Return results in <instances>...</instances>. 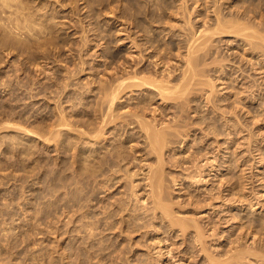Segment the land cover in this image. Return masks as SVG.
Returning <instances> with one entry per match:
<instances>
[{
  "label": "rangeland",
  "instance_id": "rangeland-1",
  "mask_svg": "<svg viewBox=\"0 0 264 264\" xmlns=\"http://www.w3.org/2000/svg\"><path fill=\"white\" fill-rule=\"evenodd\" d=\"M9 1L8 6L0 2V264H224L227 257L249 246L252 251H260V257H232L225 264H264V0ZM233 15L238 18L237 25L241 22L239 29L249 26L250 31H239L237 25L233 30ZM215 16L227 19L226 24L232 20V28L227 26L230 34L226 28L225 33L215 31L212 39L205 35L196 40L200 30L214 28ZM252 28L258 29L253 33L257 37L251 33ZM250 33L254 38H249ZM208 38L211 40L206 49H211L210 54L199 61V76L187 87L183 99H159L157 89L142 84L139 87L136 79L134 84L133 80L126 81L124 86L131 88L119 90L121 94L118 92L111 109L105 102V88H115L118 79L132 76L141 68L145 72L139 77L155 71L158 79L168 78L166 86L180 85L188 70L187 48ZM169 71L175 72L171 78L166 75ZM154 106L159 107L155 113ZM104 114L109 118L103 119ZM143 120L150 125L158 123L161 131L166 125L170 126L166 131H176V137L164 142L161 154L155 149L151 152L152 145L143 135ZM95 130L97 136L90 138ZM111 150L113 154L118 150L124 157L118 154L119 159ZM106 152L118 158L111 157L116 163L103 164ZM158 164L164 168L159 169ZM92 166L97 168L93 170ZM155 171L159 173L152 179L156 186L152 187L150 176ZM154 193L163 197L164 204H170L172 215L167 212L171 218L156 209ZM174 217L187 222L193 218L192 222L200 224L208 256L195 240V228L190 226L183 237ZM249 218L257 219L255 225ZM252 232L260 241L257 246ZM209 254L217 258L216 263L207 260Z\"/></svg>",
  "mask_w": 264,
  "mask_h": 264
},
{
  "label": "bare ground",
  "instance_id": "bare-ground-1",
  "mask_svg": "<svg viewBox=\"0 0 264 264\" xmlns=\"http://www.w3.org/2000/svg\"><path fill=\"white\" fill-rule=\"evenodd\" d=\"M182 1H185V0H182ZM182 1H181V2H182ZM187 1H189V0H187ZM199 1H200V0H199ZM217 1H218V0H217ZM0 2H2V3L4 2V4H6V3H7V4H8V3H11L9 0H0ZM16 2H17V1H16ZM192 2H194V1H192ZM192 2H191V3H192ZM208 2H209V1H208ZM210 2H211V0H210ZM18 3H19V2H18ZM21 3H22V2H21ZM185 3H187V2H185ZM4 4H2V5H4ZM7 4H6V5H7ZM152 4H153V3H152ZM187 4H188V3H187ZM195 4H196V3H195ZM219 4H220V3H219ZM222 4H223V3H222ZM248 4H249V3H248ZM253 4H254V3H253ZM2 5H1V6H2ZM169 5H170V4H169ZM190 5H191V4H190ZM204 5H205V4H204ZM212 5H213V4H212ZM245 5H246V4H245ZM7 6H8V5H7ZM17 6H19V5H17ZM20 6H21V5H20ZM20 6H19V8H21ZM206 6H207V5H206ZM206 6H205V7H206ZM9 7H10V4H9ZM11 7H12V6H11ZM113 7H114V5H113ZM187 7H188V6H187ZM187 7H186V9H189V8H187ZM194 7H195V6H194ZM203 7H204V6H203ZM238 7H239V5H238ZM256 7H257V6H256ZM17 8H18V7H17ZM19 8H18V9H19ZM23 8H24V7H23ZM111 8H112V7H111ZM140 8H141V7H140ZM195 8H198V7H195ZM195 8H194V10H196ZM216 8H217V6H216ZM223 8H224V7H223ZM226 8H227V7H226ZM243 8H244V7H243ZM263 8H264V7H263ZM103 9H104V8H103ZM178 9H179V8H178ZM180 9H181V7H180ZM201 9H202V8H201ZM260 9H261V8H260ZM110 10H111V9H110ZM147 10H148V9H147ZM182 10H183V9H182ZM184 10H185V9H184ZM184 10L182 11V13L184 12ZM242 10H243V9H242ZM251 10H252V9H251ZM253 10H254V9H253ZM256 10H257V9H256ZM256 10H255V11H256ZM0 11H3V10L1 9ZM6 11H8V10H6ZM20 11H21V10H20ZM106 11H107V10H106ZM106 11H105V12H106ZM112 11H113V9H112ZM115 11H116V10H115ZM115 11H114V12H115ZM118 11H119V10H118ZM187 11H188V10H187ZM187 11H186V12H187ZM245 11H246V10H245ZM248 11H249V10H248ZM248 11H246V12H248ZM114 12L112 13L113 15H114ZM186 12H185V14H186ZM189 12H191V11H189ZM189 12H188V15H189ZM193 12H194V11H193ZM193 12H192V13H193ZM222 12H223V11H222ZM232 12H233V11H232ZM241 12H242V11H241ZM1 13H2V12H1ZM11 13H12V12H11ZM11 13H10V14H11ZM18 13H19V11H18ZM21 13H22V12H21ZM109 13H110V12H109ZM180 13H181V12H180ZM192 13H191V14H192ZM214 13H215V11H214ZM220 13H221V11H220ZM7 14H8V12H7ZM12 14H13V13H12ZM107 14H108V13H107ZM185 14L183 15V17H185ZM210 14H211V13H210ZM212 14H213V13H212ZM222 14H223V13H222ZM246 14H247V13H246ZM246 14H245V15H246ZM248 14H249V13H248ZM250 14H251V13H250ZM260 14H261V13H260ZM263 14H264V13H263ZM193 15H194V13H193ZM193 15H192V16H193ZM2 16H3V15H2ZM4 16H5V15H4ZM32 16H33V15H32ZM171 16H172V15H171ZM190 16H191V15H190ZM216 16H217V14H216ZM216 16H215V17H216ZM235 16H236V15H235ZM238 16H239V15H238ZM250 16H251V15H250ZM256 16H257V15H256ZM261 16H262V15H261ZM261 16H260V17H261ZM9 17H10V16H9ZM11 17H12V16H11ZM20 17H21V16H20ZM26 17H27V16H26ZM122 17H123V16H122ZM179 17H180V16H179ZM224 17H225V16H224ZM233 17H234V15H233ZM251 17H252V16H251ZM251 17H250V20H251ZM5 18H6V17H5ZM123 18H124V17H123ZM199 18H200V17H199ZM231 18H232V17H231ZM247 18H248V17H247ZM262 18H263V17H262ZM3 19H4V18H3ZM8 19H9V18H8ZM22 19H24V18H22ZM124 19H125V18H124ZM156 19H157V18H156ZM168 19H169V18H168ZM187 19H188V18H187ZM187 19H186V17H185V21H186ZM237 19H238V18H237ZM237 19H235V17H234V20H233L234 22H232V20H231V21L229 20V24H230V26H231L232 24H234V23L237 21ZM241 19H242V18H241ZM248 19H249V18H248ZM14 20H15V18H14ZM190 20H191V19H190ZM223 20H225V19L220 18V17H216V23H214V25H215V24H216V25L214 26V28L212 27L213 25L211 26L213 29H211V27H210V29H209V27L206 28V29H202V30L199 31V34H200V35L198 36L197 39H196L195 37H192V38H194V41H195V39H196V40H198L199 38L201 39V37L203 38V36H205V35H206V36L210 35V37H211L214 33H215V35H216V32H217V31H219V32H224V33H225L226 28H227V26H228L229 24H226V23H228V20H227V19H226L225 21H223ZM235 20H236V21H235ZM250 20H248V21H250ZM9 21H10V19H9ZM124 21H125V20H124ZM168 21H169V20H168ZM197 21H198V20H197ZM226 21H227V22H226ZM244 21H245V20H244ZM246 21H247V20H246ZM254 21H255V20H254ZM261 21H262V20H260V23H261ZM14 22H15V21H14ZM14 22H12V23H14ZM149 22H150V21H149ZM154 22H155V21H154ZM158 22H159V21H158ZM186 22H187V21H186ZM206 22H207V21H206ZM230 22H232V24H231ZM238 22H239V21H238ZM257 22H258V21H257ZM127 23H128V22H127ZM166 23H168V22H166ZM170 23H171V22H170ZM183 23H185V22H183ZM187 23H188V22H187ZM189 23H191V21H190ZM239 23H241V22H239ZM239 23H238V25H237V22H236V23L233 25V28H232V26H231V28H232L233 30H235V29L238 30L239 27H240V26H239V25H240ZM23 24H25V23H23ZM111 24H112V23H111ZM210 24H211V23H210ZM6 25H7V24H6ZM166 25H168V24H166ZM170 25H171V24H170ZM189 25H190V24H189ZM192 25H193V24H192ZM206 25H207V24H206ZM208 25H209V24H208ZM235 25H237V28H235ZM260 25H261V24H260ZM13 26H14V25H13ZM178 26H179V24H178ZM184 26H185V25H184ZM190 26H191V25H190ZM230 26H229V27H230ZM262 26H263V23H262ZM43 27H44V26H43ZM167 27H168V26H167ZM171 27H172V25H171ZM179 27H181V26H179ZM186 27H187V25H186ZM202 27H203V26H202ZM202 27H201V28H202ZM204 27H205V25H204ZM229 27L227 28V33L232 31V30H231V31L229 30ZM245 27H246V28H244V27H243V28H240L239 31H243V29H244V31H245V29L248 31V28H249V31H250L251 28H250L249 26H245ZM164 28H165V27H164ZM175 28H176V27H175ZM175 28H174V29H175ZM192 28H193V26H192ZM231 28H230V29H231ZM234 28H235V29H234ZM260 28H261V27H260ZM33 29H34V28H33ZM181 29L183 30V28H181ZM188 29H189V28H188ZM190 29H191V28H190ZM193 29H194V28H193ZM193 29H192V30H193ZM196 29H197V28H196ZM196 29H195V30H196ZM199 29H200V28H199ZM241 29H242V30H241ZM35 30H36V29H35ZM41 30H42V32H43V29H41ZM170 30H171V29H170ZM184 30H185V29H184ZM220 30H221V31H220ZM228 30H229V31H228ZM237 30H236V31H237ZM253 30H254V32H253ZM257 30H258V29H257ZM257 30L255 31V29L252 28L251 33H252V34H253V33H257V32H258ZM261 30H262V29H261ZM14 31H15V30H14ZM125 31H126V30H125ZM154 31H155V30H154ZM215 31H216V32H215ZM239 31H237V32H235V33H238ZM244 31H243V32H244ZM247 31H246V33L248 34ZM36 32H37V30H36ZM39 32H40V31H39ZM131 32H132V31H131ZM183 32H184V31H183ZM187 32H189V31H187ZM190 32H191V31H190ZM233 32H234V31H233ZM243 32H242V33H243ZM263 32H264V31H263ZM150 33H151V32H149V34H150ZM161 33H162V32H161ZM172 33H173V32H172ZM197 33H198V30H196V31L194 32L195 36H196ZM235 33H234V34H235ZM239 33H241V32H239ZM251 33H250V37H249V38H254V36L251 37V35H252ZM109 34H110V33H109ZM127 34H128V33H127ZM189 34H190V33H189ZM189 34H188V35H189ZM217 34H218V32H217ZM228 34H230V33H228ZM258 34H260V32H259ZM258 34H257V35H258ZM145 35H146V34H145ZM150 35H151V34H150ZM150 35H149V37H151ZM222 35H223V34H222ZM224 35H225V34H224ZM237 35H238V34H237ZM253 35H255V37H257L256 34H253ZM40 36H41V35H40ZM117 36H118V35H117ZM129 36H130V35H129ZM191 36H192V35H191ZM206 36H205V37H206ZM245 36H246V35H245ZM132 37H133V36H132ZM153 37H154V36H153ZM213 37H214V36H213ZM213 37H211V39H212ZM263 37H264V36H263ZM37 38H38V37H37ZM40 38H41V37H40ZM134 38H135V37H134ZM146 38H148V37H146ZM188 38H189V37H188ZM188 38H187V39H188ZM127 39H128V38H127ZM154 39H155V38H154ZM205 39H206V38H205ZM211 39L208 38L207 40H204L203 42L198 43V45H196V46H194V43H193L192 45L190 44L188 48L186 47V48L188 49V52H187L188 54L186 53V54H187V61H186V62H187L188 70H185V72H184V75H183V76H184V80L181 79L183 82L179 80V81L181 82L180 85H174V86H173V85L171 84V86H169V85L166 86L164 83L167 82V81H169L168 78H166L167 81H165V80H166L165 77H164L163 79H161V80H160V78L158 79L159 75H158L157 73H155V71H154V72H151V74H150L149 76H143V75H142L143 77H139L140 72H143L145 69H144V68H141V69H138V68H137L138 70L135 71V74H133L132 76H127V77H126V76H125V77L122 76V77H123L122 80L118 79L119 81H118L117 86H115V88L113 87V89H112V88L110 87V88H111V89H110V88L107 87L109 90H108L107 88H105V91H106V92L104 91V94H105V97H104V98H105V102H106V100L109 102V104H110V109H111V107H112V105H113V103H114V100H115L116 98H118V96L121 94V92H120V91L122 90L121 88L123 87V88L127 89V87H128V88L130 87L129 85H128L127 87L124 86V85H127L126 81H128V80H130V81L133 80V81L131 82V84H134V83H135L134 80H136V79H137V82H138V84H137V82H136V84L139 85V87H140V85L142 84V86H143V85H146V86L149 85V87L151 86V87H153L154 89H157V93L159 94V95H158L159 99H163V98H167V99L169 98V99H170V98H171L172 100H173V99H176V100H177V99L179 98L178 100H181L180 98H182V96L184 95L185 91L188 89L187 87H188V86H191L192 80H194V77L198 75V70H197L198 68H196V67H197V65L199 64V61H200L201 59H203L204 56L206 57V55L210 54L209 52H210L211 49H210V48L206 49V45L208 44V40H211ZM256 39H257V38H256ZM260 39L262 40L261 37H260ZM260 39H259V40H260ZM129 40H130V39H129ZM150 40H151V38H150ZM152 40H153V38H152ZM261 40H260V41H261ZM4 41H5V40H4ZM250 41H251V40H250ZM250 41H249V42H250ZM37 42H38V41H37ZM187 42L190 43L189 41H187ZM192 42H193V41H192ZM257 42H258V41H256L255 43H257ZM5 43H7V42L5 41ZM5 43H4V44H5ZM124 43H125V42H124ZM159 43H160V42H159ZM206 43H207V44H206ZM259 43H261V42H259ZM7 44H8V43H7ZM39 44H41V42H40ZM210 44H211V43H210ZM210 44H209V45H210ZM251 44H252V43H251ZM251 44H250V45H251ZM253 44H254V43H253ZM261 44H262V43H261ZM261 44H260V45H261ZM12 45H13V44H12ZM36 45H37V43H36ZM137 45H138V44H137ZM143 45H144V44H143ZM147 45H148V44H147ZM154 45H155V44H154ZM181 45H182V44H181ZM184 45H185V44H184ZM257 45H258V44H257ZM10 46H11V44H10ZM13 46H14V45H13ZM135 46H136V45H135ZM138 46H139V45H138ZM263 46H264V45H263ZM14 47H15V46H14ZM133 47H134V46H133ZM163 47H164V46H163ZM163 47H162V48H163ZM173 47H174V46H173ZM180 47H182V46H180ZM210 47H211V46H210ZM254 47H255V46H254ZM257 47H258V46H257ZM261 47H262V46H261ZM37 48H38V46H37ZM137 48H138V47H137ZM212 48H213V47H212ZM255 48H256V47H255ZM112 49H113V48H112ZM141 49H142V48H141ZM179 49H180V48H179ZM183 49H184V48H183ZM253 49H254V48H253ZM260 49H261V48H260ZM36 50H37V49H36ZM134 50H135V49H134ZM136 51H137V50H136ZM141 51H142V50H141ZM141 51H140V52H141ZM180 51H181V50H180ZM200 51H201V53H202L203 51H204V52H203L202 54H198V55H197V53H199ZM254 51H255V50H254ZM211 52H212V51H211ZM138 53H139V52H138ZM138 53H137V54H138ZM173 53H174V52H173ZM182 53H183V52H182ZM134 54H135V53H134ZM140 54H141V53H139V55H140ZM186 54H185V55H186ZM213 54H214V53H213ZM213 54H212V55H213ZM132 55H133V54H132ZM177 55H178V54H177ZM185 55H184V56H185ZM109 56H110V55H109ZM135 56H136V55H135ZM140 56H141V55H140ZM144 56H145V55H144ZM148 56H149V55H148ZM156 56H157V55H156ZM156 56H155V57H156ZM162 56H163V55H162ZM167 56H168V55H167ZM153 57H154V56H153ZM168 57H169V56H168ZM182 58H183V57H182ZM185 58H186V57H185ZM206 58H207V57H206ZM214 58H215V57H214ZM107 59H108V58H107ZM138 59H139V58H138ZM145 59H146V58H145ZM157 59H158V58H157ZM159 59H161V55H160ZM177 59H179V57H178ZM204 59H205V58H204ZM216 59H217V58H216ZM113 60H114V59H113ZM163 60H164V59H163ZM163 60H162V61H163ZM132 61H133V60H132ZM140 61H141V60H140ZM156 61H157V60H156ZM182 61H183V60H182ZM201 61H203V60H201ZM211 61H213V60L211 59ZM133 62H134V61H133ZM154 62H155V61H154ZM221 62H222V61H221ZM84 63H85V62H84ZM151 63H152V62H151ZM158 63H159V62H158ZM158 63H157V65H160V64H161V63H160V64H158ZM165 63H166V62H165ZM171 63H172V62H171ZM174 63H175V62H174ZM184 63H185V62H184ZM203 63H204V62H203ZM207 63H208V62H207ZM147 64H148V63H147ZM169 64H170V62H169ZM169 64H167V65L169 66ZM122 65H123V64H122ZM127 65H128V64H127ZM155 65H156V64H155ZM157 65H156L155 67H157ZM167 65H166V66H167ZM170 65H171V64H170ZM200 65H201V64H200ZM204 65H205V64H204ZM213 65H214V64H213ZM160 66L162 67V65H160ZM182 66H183V64H182ZM206 66H207V65H206ZM206 66H205V67H206ZM125 67H126V66H125ZM150 67H152V66H150ZM199 67H200V66H199ZM202 67H204V66H202ZM224 67H225V66H224ZM169 68H170V66H169ZM169 68H168V69H169ZM208 68H209V67H208ZM210 68H211V67H210ZM126 69H127V68H126ZM186 69H187V67H186ZM203 69L205 70V68H203ZM211 69H212V68H211ZM211 69H210V70H211ZM124 70H125V69H124ZM146 70H147V69H146ZM165 70H166V69H165ZM171 70H173V68H172ZM171 70H170V71H171ZM117 71H118V70H117ZM125 71H126V70H125ZM129 71H130V70H129ZM133 71H134V70H133ZM149 71H150V70H148V72H149ZM167 71H168V70H167ZM170 71H169V73L167 72L166 75H167V77H170V78H171V76H172L171 73H172L174 70H173L171 73H170ZM131 72H132V71H131ZM131 72H130V74H131ZM144 72H145V71H144ZM144 72H143V73H144ZM148 72H147V73H148ZM180 72H181V71H180ZM226 72H227V71H226ZM128 73H129V72H128ZM132 73H133V72H132ZM161 73H162V72H161ZM173 73H175V72H173ZM109 74H111V73H109ZM124 74H125V73H124ZM130 74H129V75H130ZM168 74H169V75H168ZM182 74H183V73H182ZM204 74H205V73H204ZM122 75H123V74H122ZM147 75H148V74H147ZM162 75H163V73H162ZM174 75H175V74H174ZM198 76H199V75H198ZM174 77H175V76H174ZM174 77H173V78H174ZM177 77H178V76H177ZM177 77H176V78H177ZM181 77H182V75H181ZM173 78H172V79H173ZM176 78H174V79H176ZM179 78H180V77H179ZM182 78H183V77H182ZM195 78H196V77H195ZM115 79H116V78H115ZM174 79H173V80H174ZM199 79H200V78H199ZM116 80H117V79H116ZM138 80H139V81H138ZM177 80H178V79H177ZM197 80H198V79H197ZM111 81H112V80H111ZM130 81H129V82H130ZM164 81H165V82H164ZM174 81H175V80H174ZM174 81H173V83H176V84H177V82H174ZM200 81H201V80H200ZM106 82H109V81H106ZM129 82H128V83H129ZM133 82H134V83H133ZM193 82H194V81H193ZM196 82H197V81H196ZM198 82H199V81H198ZM170 83H171V82H170ZM199 83H200V82H199ZM201 83H202V82H201ZM211 83H212V82H211ZM108 84H110V83H108ZM113 84H114V82H113ZM136 84H135V86H136ZM168 84H169V83H168ZM178 84H179V82H178ZM209 84H210V83H209ZM105 85H106V84H105ZM111 85H112V84H111ZM111 85H110V86H111ZM211 85H212V84H211ZM211 85H210V86H211ZM101 86H102V85H101ZM107 86H108V85H107ZM132 86H133V85H132ZM135 86H134V88H139L138 86H137V87H135ZM214 86H215V85H214ZM104 87H105V86H104ZM192 87H194V86H192ZM130 88H131V87H130ZM130 88H129V89H130ZM194 88H195V87H194ZM210 88H211V87H210ZM120 89H121V90H120ZM192 89H193V88H192ZM196 89H197V88H196ZM103 90H104V89H103ZM119 90H120V91H119ZM124 91H125V90H124ZM148 91H149V90H148ZM154 91H155V90H154ZM100 92H101V91H100ZM118 92H119V95H118ZM150 92H151V91H150ZM195 92H196V91H195ZM102 93H103V92H102ZM124 93H125V92H124ZM190 93H191V92H190ZM104 94H103V96H104ZM122 94H123V93H122ZM150 94H151V93H150ZM150 94H149V95H150ZM172 94H175V95H172ZM211 94H212V93H211ZM149 95H148V96H149ZM153 95H154V94H153ZM153 95H152V96H153ZM155 95H156V94H155ZM176 95H177V96H176ZM190 95H191V94H190ZM101 96H102V94H101ZM209 96H210V95H209ZM217 96H218V95H217ZM217 96H215V97H217ZM149 97H150V96H149ZM156 97H157V96H156ZM215 97H214V98H215ZM104 98H102V100H103ZM140 98H141V97H140ZM188 98H189V96H188ZM142 99H143V98H142ZM150 99H151V98H150ZM152 99H153V97H152ZM156 99H157V98H156ZM156 99H155V100H156ZM167 99H166V100H167ZM169 99H168V100H169ZM171 99H170V100H171ZM182 99H183V98H182ZM163 100H165V99H163ZM178 100H177V101H178ZM184 100L187 101L186 98H185ZM184 100H183V101H184ZM208 100H209V99H208ZM100 101H101V100H100ZM152 101H153V100H152ZM152 101H151V102H152ZM192 101H193V100H192ZM209 101H210V100H209ZM101 102H102V101H101ZM105 102L103 101V103H105ZM145 102L147 103V101H144V103H145ZM151 102H150V103H151ZM153 102H154V101H153ZM164 102H165V101H164ZM172 102H173V101H172ZM210 102H211V101H210ZM217 102H218V101H217ZM103 103H101V104L105 106V104H103ZM162 103H163V101H162ZM166 103H167V102H166ZM177 103L179 104V102H177ZM180 103H181V102H180ZM191 103H193V102H191ZM196 103H197V102H196ZM106 104H107V103H106ZM109 104H108V106H109ZM147 104H149V102H148ZM181 104L183 105V102H182ZM189 104H190V103H189ZM200 104H201V103H200ZM72 105H73V104H72ZM132 105H133V104H132ZM137 105H138V103H137ZM137 105H136V106H137ZM141 105H142V104H141ZM141 105H140V106H141ZM150 105H151V104H150ZM169 105H170V104H169ZM172 105H173V107L177 106V105H174V104H172ZM138 106H139V105H138ZM157 106H158V105H157ZM160 106H161V105H160ZM148 107H149V106H148ZM154 107H155V106H154ZM173 107H172V108H173ZM178 107H179V106H178ZM178 107H175L174 110L177 109ZM217 107H218V106H217ZM217 107H216V108H217ZM230 107H231V106H230ZM94 108H95V107H94ZM96 108H97V107H96ZM133 108H134V107H133ZM138 108H139V107H138ZM144 108H145V107H144ZM144 108H143V109H144ZM169 108H171V107H169ZM179 108H180V107H179ZM179 108H178V110H179ZM182 108H183V107H182ZM182 108H181V109H182ZM184 108H185V107H184ZM189 108H190V107H189ZM197 108H198V107H197ZM62 109H63V108H62ZM100 109H101V108H99V109L97 108V110H100ZM102 109H103V108H102ZM115 109H116V108H115ZM147 109H149V108H147ZM151 109H152V107H151ZM161 109H162V108H161ZM165 109H166V108H165ZM198 109H199V108H198ZM59 110H60V109H59ZM105 110H106V108H105ZM144 110H145V109H144ZM158 110H159V107H158V108L155 107V108H154V113L157 112ZM174 110H173V111H174ZM184 110H186V108H185ZM227 110H228V109H227ZM102 111H103V110H102ZM108 111H109V110H108ZM108 111H107V112H108ZM116 111H117V109H116ZM129 111H130V110H129ZM132 111H133V110H132ZM136 111H137V110H136ZM148 111H149V110H147V112H148ZM163 111H164V110H163ZM165 111H166V110H165ZM165 111H164V113L166 114ZM171 111H172V110H171ZM182 111H183V110H182ZM200 111H201V110H200ZM218 111H219V110H218ZM224 111H225V110H224ZM58 112H59V111H58ZM61 112H62V111H61ZM105 112H106V111H105ZM137 112H138V111H137ZM145 112H146V111H145ZM177 112H178V111H177ZM186 112H187V111H185V113H186ZM204 112H205V111H204ZM62 113H63V112H62ZM64 113H65V112H64ZM89 113H90V112H89ZM98 113H99V112H98ZM109 113H110V112H109ZM135 113H136V112H135ZM135 113H134V114H135ZM139 113H140V112H139ZM139 113H138V114H139ZM159 113H160V112H159ZM220 113H221V112H220ZM58 114H59V113H58ZM58 114H56V115H58ZM90 114H91V113H90ZM116 114H117V113H116ZM136 114H137V113H136ZM161 114H163V113H161ZM178 114H179V113H178ZM215 114H216V113H215ZM96 115H97V114H96ZM99 115H100V114H99ZM118 115H120V114H118ZM143 115H144V114H143ZM143 115H142V116H143ZM163 115H164V114H163ZM180 115H181V114H180ZM206 115H207V114H206ZM65 116H66V115H65ZM88 116H89V115H88ZM88 116H87V117H88ZM97 116H98V115H97ZM101 116H102V115H100V117H101ZM115 116H116V115H115ZM134 116H135V115H134ZM137 116H138V115H137ZM139 116H140V115H139ZM155 116H156V115H155ZM155 116H154V117H155ZM165 116H166V115H165ZM182 116H183V115H182ZM186 116H187V115H186ZM188 116H189V115H188ZM199 116H200V115H199ZM57 117H58V116H57ZM105 117H106V115L104 114V116H103L102 118L105 119ZM211 117H212V116H211ZM223 117H224V116H223ZM66 118H67V117H66ZM96 118H98V117H96ZM106 118H107V117H106ZM108 118H109V117H108ZM108 118H107V119H108ZM110 118H111V117H110ZM127 118H128V117H127ZM181 118H184V117H181ZM199 118H200V117H199ZM201 118H202V117H201ZM206 118H207V117H206ZM206 118H205V119H206ZM58 119H59V118H58ZM61 119H62V118H61ZM99 119H100V118H99ZM121 119H122V117H121ZM140 119L142 120L141 117H140ZM143 119L145 120L146 118L144 117ZM156 119L158 120L157 117H156ZM156 119H155V120H156ZM162 119H163V118H162ZM64 120H65V119H64ZM64 120H62V124H66V123L63 122ZM96 120H97V119H96ZM117 120H118V119H117ZM131 120H132V119H131ZM141 120H140V121H141ZM144 120H143V127H142L143 129H142V130L145 131V132H143V133H145V134H143V135L146 136V138L150 141L149 143H151L150 145H152L153 151H151V152H154V149H155V151H157V152L159 151L160 154H161V149H162V151H163V147L165 146V143H164V142H167L166 140H168V141L170 140V141H171V139H170L169 137H171V136H173V135L176 137V131H175V134H174L173 132H171V131H170V132H169V131H166L167 128H170L169 125H168V127H167V125H166V128H165V127L162 128V129H165V130L161 131V127H160V129H159V128H157L158 126H156L158 123L155 124V123H156V122H155V123H154L155 125H154V124H153L154 121H153V122H151L152 125H150L149 122H147V123L145 122V123H146V124H145V123H144ZM157 120H156V121H157ZM59 121H61V120H59ZM65 121H66V120H65ZM84 121H85V120H84ZM94 121H95V120H94ZM99 121H100V120H99ZM104 121H105V120H104ZM137 121H138V117H137ZM146 121H147V119H146ZM176 121H177V120H176ZM183 121H184V120H183ZM202 121H203V120H202ZM228 121H229V120H228ZM54 122H55V121H54ZM87 122H88V121H87ZM101 122H102V121H101ZM111 122H112V121H111ZM117 122H118V121H117ZM129 122H130V121H129ZM131 122H133V121H131ZM135 122H136V121H135ZM60 123H61V122H60ZM83 123H84V122H83ZM88 123H89L88 125L91 124V122H88ZM92 123H94V122L92 121ZM99 123H100V122H99ZM99 123H98V124H99ZM106 123H108V122H106ZM109 123H110V122H109ZM115 123H116V122H115ZM139 123H142V121L139 122ZM160 123H161V122H160ZM162 123H163V122H162ZM189 123H190V122H189ZM79 124H81V122H80ZM100 124H101V123H100ZM100 124H99V125H100ZM102 124H103V123H102ZM175 124H177V123H175ZM52 125H53V124H52ZM59 125H61V124H59ZM83 125H85V124H83ZM103 125H104V124H103ZM119 125H120V124H119ZM186 125H187V124H186ZM198 125H199V122H198ZM223 125H224V124H223ZM28 126H29V125H28ZM63 126H64V125H63ZM67 126H68V125H67ZM86 126H87V125H86ZM86 126H85V127H86ZM105 126H106V124H105ZM105 126H104V127H105ZM117 126H118V125H117ZM154 126H155V127H154ZM203 126H204V125H203ZM203 126H201V127H203ZM51 127H53V126H51ZM57 127H58V125H57ZM60 127H61V126H60ZM94 127H95V126H94ZM98 127H99V126H98ZM101 127H102V126H101ZM101 127H99V128H101ZM132 127H133V126H132ZM213 127H214V126H213ZM83 128H84V127H83ZM87 128H88V127H87ZM89 128H90V127H89ZM92 128H93V126H92ZM99 128H98V132L100 131ZM102 128H103V127H102ZM102 128H101V129H102ZM207 128H208V127H207ZM35 129H36V128H35ZM52 129H53V128H52ZM93 129H94V128H93ZM93 129H91V130H93ZM117 129H118V128H117ZM122 129H123V128H122ZM37 130H38V128H37ZM83 130H84V129H83ZM112 130H113V129H112ZM142 130H141V131H142ZM168 130H169V129H168ZM179 130H181V129H179ZM214 130H215V129H214ZM25 131H26V130H25ZM32 131H33V129H32ZM87 131H88V130H87ZM87 131H86V132H87ZM89 131H90V130H89ZM93 131H94V130H93ZM93 131H92V133H93ZM135 131H136V130H135ZM135 131H134V133H135ZM173 131H174V130H173ZM189 131H190V130H189ZM26 132H27V131H26ZM28 132H30V131H29V128H28ZM35 132H36V131H35ZM86 132L84 131V134H86ZM90 132H91V131H90ZM90 132H89V133H90ZM96 132H97V130H95L94 134H90V138H91L92 135H93V136L96 135V134H95ZM98 132H97V133H98ZM100 132H101V131H100ZM104 132H105V130H104ZM104 132H103V133H104ZM139 132H140V131H139ZM187 132H188V131H187ZM37 133H39V132H37ZM103 133H102V134H103ZM114 133H116V132H114ZM134 133H133V135H134ZM179 133H180V132H179ZM215 133H217V132H215ZM61 134H62V133H61ZM63 134H64V133H63ZM84 134H81V135H84ZM131 134H132V133H131ZM180 134H181V133H180ZM218 134H219V132H218ZM78 135H79V134H78ZM100 135H101V133H100ZM126 135H127V134H126ZM59 136H61V135H59ZM62 136H63V135H62ZM85 136H86V135H84V137H85ZM93 136H92V138H95L97 135H96L95 137H93ZM103 136H104V134H103ZM130 136H131V135H130ZM65 137H66V136H65ZM81 137H82V136H81ZM87 137H88V136H87ZM175 137H174V138H175ZM52 138H53V137H52ZM61 138H62V137H61ZM61 138H60V139H61ZM77 138H78V137H77ZM79 138H80V137H79ZM85 138H86V137H85ZM98 138H99V137H98ZM98 138H97V139H98ZM100 138H101V137H100ZM105 138H106V137H105ZM137 138H139V137H137ZM58 139H59V138H58ZM62 139H63V138H62ZM74 139H75V137H74ZM132 139H133V138H132ZM142 139H143V138H142ZM176 139H177V138H176ZM66 140H67V139H66ZM68 140H69V139H68ZM75 140H76V139H75ZM79 140H80V139H79ZM148 140H147V141H148ZM173 140H175V139H173ZM173 140H172V141H173ZM56 141H57V140H56ZM77 141H78V140H77ZM86 141H87V140H86ZM93 141H94V140H93ZM98 141H99V140H98ZM59 142H60V141H59ZM68 142H69V141H68ZM88 142H89V141H88ZM95 142H96V141H95ZM143 142H144V141H143ZM176 142H177V140H176ZM176 142H174V143H176ZM200 142H202V141H200ZM70 143H71V141H70ZM79 143H80V142H79ZM83 143H84V142H83ZM83 143H82V144H83ZM119 143H120V142H119ZM145 143H146V142H145ZM147 143H148V142H147ZM170 143H171V142H170ZM74 144H75V143H74ZM76 144H77V143H76ZM87 144H90V146H91L93 143H90V142H89V143H87ZM103 144H104V143H103ZM116 144H117V143H116ZM168 144H169V142H168ZM71 145H73V144H71ZM119 145H120V144H119ZM122 145H124V144H122ZM166 145H167V143H166ZM173 145H174V144H173ZM77 146H78V144H77ZM84 146H85V144H84ZM167 146H171V144H170V145H167ZM71 147H72V146H71ZM74 147H76V146L74 145ZM95 147H96V146H94V148H95ZM113 147H116V146H113ZM65 148H66V147H65ZM83 148H84V147H83ZM90 148H92V147H90ZM97 148H98V147H97ZM101 148H102V147H101ZM101 148H100V149H101ZM111 148H112V146H111ZM125 148H127V147H125ZM135 148H136V147H135ZM137 148H138V147H137ZM198 148H199V146H198ZM84 149H85V148H84ZM196 149H197V148H196ZM80 150H81V149H80ZM106 150H107V149H106ZM120 150L123 151L122 149H120ZM127 150H129V148H127ZM130 150H131V149H130ZM151 150H152V149H151ZM115 151H117L116 153L114 152L115 154H113V151H112V150H111V153H112L114 156L119 157L118 154L121 155V152L119 153L118 150H115ZM131 151H132V150H131ZM145 151H146V150H145ZM147 151H148V150H147ZM75 152H76V151H75ZM85 152H86V151H85ZM85 152H84V153H85ZM125 152H126V151H125ZM128 152H129V151H128ZM159 152H158V153H159ZM163 152H164V151H163ZM96 153H97V152H96ZM104 153H105V151H104ZM109 153H110V152H109ZM132 153H134V152L132 151ZM154 153H155V152H154ZM158 153H157V154H158ZM73 154H74V153H73ZM77 154H78V153H77ZM106 154L108 155L107 152H106ZM124 154H125V153H124ZM193 154H194V153H193ZM200 154H201V153H200ZM100 155H101V154H100ZM104 155H105V154H104ZM104 155H103V156H104ZM107 155H106V156H107ZM109 155H110V154H109ZM109 155H108V156H109ZM127 155H128V153H127ZM127 155L125 154V156H127ZM133 155H134V154H133ZM197 155H198V154H197ZM197 155H196V153H195V157H196V159H197ZM202 155H203V154H202ZM88 156H89V155H88ZM90 156H91V155H90ZM90 156H89V157H90ZM103 156H102L101 161H102V162L104 161V163H103L104 165L106 164V161H108L110 164L114 162V160L111 159V157L114 158V156H112V155L109 156L110 161L107 159L106 156H104V157H103ZM121 156H123V155H121ZM129 156H130V155H129ZM156 156H157V155H156ZM159 156H161V155H159ZM162 156H163V155H162ZM74 157H75V156H74ZM94 157H95V156H94ZM117 157H115V158H117ZM123 157H124V156H123ZM199 157L201 158V155H200ZM206 157H207V156H206ZM76 158H77V157H76ZM83 158H85V157H83ZM86 158H87V160H90V158H89V159H88V157H86ZM115 158H114V159H115ZM126 158L129 159V157H126ZM160 158H161V157H159V159H160ZM162 158H163V157H162ZM106 159H107V160H106ZM117 159H118V158H117ZM119 159H120V157H119ZM124 159H125V158H124ZM81 160H82V159H81ZM96 160H97V159H96ZM163 160H164V159H163ZM163 160H162V161H163ZM214 160H215V159H214ZM79 161H80V160H79ZM90 161H91V160H90ZM116 161H117V160H116ZM121 161H122V160H121ZM123 161H124V160H123ZM126 161H127V160H126ZM131 161H133V160H131ZM95 162H96V161H95ZM99 162H100V161H99ZM108 162H107V163H108ZM87 163H88V162H87ZM89 163H90V162H89ZM97 163H98V162H97ZM114 163H116V162H114ZM119 163H120V162H119ZM121 163L123 164V162H121ZM121 163H120V164H121ZM130 163L132 164V162H130ZM133 163H134V162H133ZM193 163H195V162H193ZM209 163H211V162H209ZM214 163H215V162H214ZM83 164H84V162H83ZM95 164H96V163H95ZM101 164H102V163H101ZM103 164H102V165H103ZM110 164H109V166H110ZM122 164H121V166H122ZM124 164H125V161H124ZM179 164H180V163H179ZM211 164H212V163H211ZM88 165H89V164H88ZM88 165L86 166V167H87L86 169L89 168ZM114 165H115V164H114ZM127 165H128V164H127ZM171 165H172V164H171ZM193 165H194V164H193ZM98 166L100 167L99 164H98ZM106 166H107V165H106ZM121 166H120V168H121ZM93 167H94V166H92V168H91V167H90V168L93 169V170L97 168V167H95V168H93ZM102 167H103V166H102ZM104 167H105V166H104ZM104 167H103V168L100 167V169H104ZM110 167H111V166H110ZM124 167H125V166H124ZM124 167H123V168H124ZM129 167H130V166H129ZM160 167H161V166H160ZM162 167H163V166H162ZM162 167H161V168H162ZM197 167H198V166H197ZM77 168H78V167H77ZM81 168H82V167H81ZM158 168H159V164H158ZM161 168H159V169H161ZM163 168H164V167H163ZM212 168L215 169L216 167H215L214 165H212ZM106 169H107V168H106ZM117 169H118V166H117L116 170H117ZM127 169H129V168H127ZM93 170H92V171H93ZM118 170H120V169H118ZM77 171H80V170H77ZM82 171H83V170H82ZM86 171H87V170H86ZM127 171H128V170H127ZM231 171H232V170H231ZM87 172H88V171H87ZM100 172H101V171H100ZM111 172L113 173V171H111ZM116 172H117V171H116ZM199 172H200V171H199ZM91 173H92V172H91ZM102 173H103V172H102ZM126 173H127V172H126ZM139 173H140V172H139ZM155 173H156V171H155ZM155 173H154V174H151V176H150V179H151V184H150V185H151L152 187H156L155 185L153 186V183H154V182L152 181V179L155 178V176L157 175V173H159V171H157L156 174H155ZM88 174H89V173H88ZM92 174H94V171H93ZM95 174H96V173H95ZM95 174H94V175H95ZM99 174H100V173H99ZM119 174H121V172H120ZM128 174H129V173H128ZM160 174H161V173H160ZM200 174H201V173H200ZM86 175H87V174H86ZM130 175H131V174H130ZM87 176H88V175H87ZM97 176H98V175H97ZM117 176H118V175H117ZM127 176H128V175H127ZM132 176H133V174H132ZM134 176H135V175H134ZM136 176H137V175H136ZM202 176H203V175H202ZM95 177H96V176H95ZM156 177H157V176H156ZM196 177H197V176H196ZM100 178H101V177H100ZM108 178H109V177H108ZM108 178H107V179H108ZM194 178H195V177H194ZM226 178H227V177H226ZM107 179H106V180H107ZM111 179H112V178H111ZM113 179H114V178H113ZM118 179H120V178H118ZM118 179H117V180H118ZM90 180H91V179H90ZM117 180H116V181H117ZM155 180H156V179H155ZM228 180H229V179H228ZM111 181H112V180H111ZM225 181H226V180H225ZM225 181H224V183H225ZM93 182H94V181H92V183H93ZM103 182H104V181H103ZM103 182H102V183H103ZM105 182H106V181H105ZM114 182H115V181H114ZM126 182H127V181H126ZM126 182H125V183H126ZM229 182H230V181H229ZM95 183H96V182H95ZM127 183H128V182H127ZM98 184H99V182H98ZM154 184H155V183H154ZM222 184H223V183H222ZM229 184H230V183H229ZM106 185H107V184H106ZM125 185H127V184H125ZM99 186H100V185H99ZM128 186H129V185H128ZM101 187H102V186H101ZM158 187H159V185H158ZM88 188H89V187H88ZM110 188H111V187H110ZM114 188H115V187H114ZM89 189H90V188H89ZM126 189H127V188H126ZM132 189H133V188H132ZM92 190H93V189H92ZM92 190H91V191H92ZM100 190H101V189H100ZM134 190H135V189H134ZM225 190H226V189H225ZM124 191H125V190H124ZM135 191H136V190H135ZM219 191H220V189H219ZM221 192H222V191H221ZM94 193H95V191H94ZM159 193H160V192H159ZM159 193H156V194L154 193V194H153L154 197L156 196V200L154 199V203H155L156 209L158 210V208H159L160 210L164 211L165 213H164V212H163V213H164L166 216H165V215H163V216H165V217L167 218V216H169V214L171 213V212H170V208H169V206H168V205H170V204H164V203H163L164 199H163V197H162ZM219 193H220V192H219ZM131 194H132V193H131ZM161 194H162V192H161ZM90 195H91V194H90ZM90 195H89V196H90ZM92 195H93V192H92ZM92 195H91V196H92ZM136 195H137V194H136ZM164 195H165V194H164ZM209 195H210V194H209ZM93 196L95 197V195H93ZM93 196H92V197H93ZM168 196H169V195H168ZM92 197H91V198H92ZM96 197H97V196H96ZM130 197H131V196H130ZM169 197H170V196H169ZM194 197H195V195H194ZM211 197H212V196H211ZM217 197H218V196H217ZM87 198H88V197H87ZM170 198H171V197H170ZM212 198H213V197H212ZM212 198H211V199H212ZM219 198H220V197H219ZM233 198H234V197H233ZM233 198H232V199H233ZM93 199H94V198H93ZM108 199H109V198H108ZM118 199H119V197H118ZM230 199H231V197H230ZM236 199H237V198H236ZM89 200H90V199H89ZM110 200H111V199H110ZM215 200H216V199H215ZM215 200H214V201H215ZM220 200H221V199H220ZM228 200H229V198H228ZM233 200H234V199H233ZM86 201H87V200H86ZM114 201H115V199H114ZM122 201H123V200H122ZM199 201H200V200H199ZM234 201H235V200H234ZM226 202H227V201H226ZM113 203H114V202H113ZM168 203H169V202H168ZM189 203H190V202H189ZM199 203H200V202H199ZM228 203H229V202H228ZM232 203H233V202H232ZM118 204H119V203H118ZM126 204H127V203H126ZM201 204L203 205V203H201ZM211 204H212V203H211ZM211 204H210V205H211ZM104 205H105V204H104ZM108 205H109V204H108ZM113 205H114V204H113ZM116 205H117V204H116ZM208 205H209V204H208ZM212 205H213V204H212ZM253 205H254V204H253ZM109 206H110V205H109ZM119 206H120V205H119ZM122 206H123V205H122ZM167 206H168V207H167ZM189 206H190V205H189ZM199 206H200V205H199ZM113 207H114V206H113ZM127 207H128V206H127ZM160 207H161V208H160ZM118 208H119V207H118ZM121 208H123V207H121ZM121 208H120V209H121ZM153 208H154V207H153ZM153 208H152L151 210H153ZM163 208H164V209H163ZM166 208H167V210H165ZM168 208H169V209H168ZM199 208H200V207H199ZM109 209H110V208H109ZM116 209H117V208H116ZM156 209H154V210H156ZM194 209H196V207H195ZM172 210H173V209H172ZM172 210H171V211H172ZM229 210H230V209H229ZM117 211H118V210H117ZM167 211H169L170 213H168ZM120 212H121V211H120ZM196 212H197V211H196ZM118 213H119V212H118ZM121 213H122V212H121ZM154 213H155V212H154ZM232 213H235V212H232ZM125 214H126V212H125ZM128 214H129V213H128ZM143 214H144V213H143ZM157 214H158V213H157ZM173 214H175V213H173ZM117 215H118V214H117ZM120 215H121V214H120ZM148 215H149V214H148ZM161 215H162V214H161ZM171 215H172V213H171ZM171 215H170V216H171ZM194 215H195V214H194ZM238 215H239V214H238ZM130 216H131V215H130ZM170 216H169V217H170ZM175 216L177 217V215H175ZM191 216H193V215H191ZM235 216H236V215H235ZM252 216H253V215H252ZM135 217H136V216H135ZM142 217H143V216H142ZM169 217H168V218H169ZM172 217H173V216H172ZM176 217H174V218H176ZM178 217H179V216H178ZM188 217H189V216H188ZM193 217H194V216H193ZM254 217H255V216H254ZM257 217H258V216H257ZM136 218H137V217H136ZM136 218H135V219H136ZM149 218H150V217H149ZM170 218H171V217H170ZM174 218H172V219H174ZM182 218H183V217H182ZM182 218L180 219V221L178 220L179 218H176V219L178 220V222H177V220L174 219V221H176V222H177L178 224H180V226H181V227H180V228H181V232H180V233H182V234L184 235L183 237H185V235H187V233L189 232V230H188V232H187V229H188L190 226H193L192 228H195V231L197 232V233H196V234H197V239H195V240H196V242H198V243L201 244V248H200V250L203 251V252L205 253V255L208 256V254H207L206 252L209 253V251H207L208 249L206 248V245L204 244V243H206V242H205L206 240H203V239H205V238H203V233L201 234V231H200V230H201L202 227L199 228L200 224L198 223V224H199V226H198V224L196 223L195 220H194L195 222H192L193 218H192L191 221H190L191 223H190L189 221L187 222V219L185 218V219H186L185 221L187 222V223H186L184 220H182ZM194 218H195V217H194ZM233 218H235V217H232V219H233ZM121 219H122V218H121ZM133 219H134V218H133ZM135 219H134V220H135ZM144 219H146V218H144ZM147 219H148V218H147ZM147 219H146V220H147ZM197 219H198V218H197ZM220 219H221V218H220ZM223 219H224V218H223ZM226 219H227V218H226ZM253 219H254V218H253ZM261 219H262V218H261ZM139 220H140V219H139ZM146 220H145V221H146ZM181 220H182V221H181ZM188 220H189V219H188ZM234 220H235V219H234ZM234 220H233V221H234ZM251 220H252V219H251ZM251 220H250V218H249V221H251ZM256 220H257V219H256ZM256 220H254V221L252 220L253 223H254ZM258 220H259V217H258ZM262 220H263V219H262ZM101 221H102V220H101ZM143 221H144V220H143ZM204 221H205V220H204ZM260 221H261V220H260ZM263 221H264V220H263ZM123 222H124V221H123ZM138 222H139V221H138ZM169 222H170V221H169ZM171 222H172V224H173V220H171ZM198 222H199V221H198ZM205 222H206V221H205ZM258 222H259V221H257V223H258ZM140 223H141V221H140ZM189 223H190V224H189ZM193 223H194V224H193ZM195 223H196V224H195ZM249 223H250V225H251V222H249ZM253 223H252V224H253ZM126 224H127V223H126ZM128 224H129V222H128ZM135 224H136V223H135ZM138 224H139V223H138ZM143 224H144V223H143ZM172 224H171V226L173 227ZM229 224H230V223H229ZM114 225H115V224H114ZM175 225H177V224H174V226H175ZM253 225H255V223H254ZM253 225H251V226H253ZM256 225H258V224H256ZM105 226H106V225H105ZM121 226H122V225H121ZM133 226H134V225H133ZM145 226H146V225H145ZM177 226H178V225H177ZM202 226H203V225H202ZM244 226H246V225L244 224ZM247 226H248V224H247ZM247 226H246V227H247ZM137 227H138V226H137ZM168 227H169V226H168ZM122 228H123V227H122ZM128 228H129V227H128ZM170 228H171V227H170ZM178 228H179V226H178ZM192 228H190V229H192ZM131 230H132V229H131ZM129 231H130V230H129ZM129 231H128V232H129ZM215 231H216V230H215ZM202 232H203V231H202ZM205 232H206V231H205ZM206 233H207V232H206ZM214 233H215V232H214ZM242 233H243V232H242ZM237 234H238V233H237ZM239 234H240V232H239ZM252 234L254 235V244H256V246H257V245L259 244L260 241H259V242L257 241L258 239H256L257 237H256V235H255L253 232H252ZM94 235H95V234H94ZM94 235H93V236H94ZM178 235H179V234H178ZM204 237H205V236H204ZM92 238H93V237H92ZM122 238H123V237H122ZM206 238H208V237H206ZM235 238H236V237H235ZM104 239H105V238H104ZM183 239H184V238H183ZM236 239H237V238H236ZM259 239H260V237H259ZM125 240H126V239H125ZM233 240H234V239H233ZM233 240H232V241H233ZM183 241H184V240H183ZM237 241H238V240H237ZM184 242H186V241H184ZM95 243H96V242H95ZM261 243H262V242H261ZM164 244H165V243H164ZM236 244H237V243H236ZM254 244H253V245H254ZM103 245H105V244H103ZM126 245H127V244H126ZM232 245H233V244H232ZM234 245H235V244H234ZM234 245H233V246H234ZM160 246H161V245H160ZM106 247H108V245H107ZM231 247H232V246H231ZM236 247H237V246H235V248H236ZM122 248H123V247H122ZM193 248H194V247H193ZM248 248H250V249H248ZM248 248H246L245 250H244L243 248H242L243 250H239V249H238L239 251H237V250L235 249V250L237 251V253L234 254V255L232 254L233 256L230 255L229 257H227V259H225V261L229 260L230 258L232 259V257H233V258H234V257H236V258H237V257H239V258H245L246 256H247V257H251V256H252V257L255 258L256 256L261 255V254H260V251L258 252L259 254L256 252V251H257L256 248H255L256 251H255V250L252 251L254 248L251 249L250 246H249ZM259 248H260V247H259ZM102 249H103V248H102ZM104 249H105V248H104ZM197 249H198V248H197ZM231 249H232V251H233V248H231ZM89 250H90V249H89ZM124 250H125V247H124ZM235 250H234V251H235ZM92 251H93V250H92ZM94 251H95V250H94ZM96 251H97V249H96ZM159 251H160V250H159ZM163 251H164V250H163ZM191 251H192V250H191ZM201 251H200V252H201ZM83 252H84V250H83ZM122 252H124V251L122 250ZM127 252H128V251H127ZM230 252H231V251H230ZM106 253H107V252H106ZM106 253H105V254H106ZM129 253H130V252H129ZM168 253H172V252H171V251H168ZM210 253H211V252H210ZM232 253H233V252H232ZM234 253H235V252H234ZM109 254H110V253H109ZM122 254H123V253H122ZM193 254H194V253H193ZM196 254H197V253H196ZM263 254H264V252H263ZM98 255H99V254H98ZM197 255H198V254H197ZM199 255H200V254H199ZM201 255H202V254H201ZM201 255H200V256H201ZM226 255H228V254H226ZM95 256H96V255H95ZM222 256H224V255H222ZM263 256H264V255H263ZM120 257H123V256H120ZM196 257H197V256H196ZM209 257H211L210 254H209ZM247 257H246V258H247ZM259 257H260V256H259ZM98 258H99V257H98ZM257 258H258V257H257ZM262 258H264V257H262ZM122 259H123V258H122ZM213 259H214V258H213V256H212L210 259L208 258L207 260H210V261L212 260V261H214V260L217 259V258H215L214 260H213ZM248 259H249V258H248ZM260 259H261V258H260ZM236 260H237V259H236ZM240 260H241V259H240ZM252 260H253V259H252ZM193 261H194V260H193ZM195 261H197V260H195ZM225 261H223L224 264H225ZM241 261H242V260H241ZM248 261H249V260H248ZM250 261H251V260H250ZM255 261H256V260H255ZM227 262H228V261H227ZM263 262H264V261H263ZM194 263H195V262H194ZM210 263H211V262H210ZM215 263H216V260H215ZM229 263H230V262H229ZM238 263H239V262H238ZM249 263H250V262H249ZM252 263H253V262H252ZM252 263H251V264H252ZM234 264H235V263H234Z\"/></svg>",
  "mask_w": 264,
  "mask_h": 264
}]
</instances>
